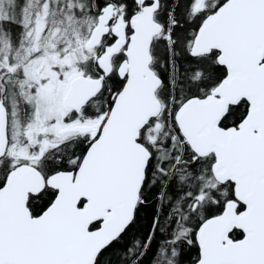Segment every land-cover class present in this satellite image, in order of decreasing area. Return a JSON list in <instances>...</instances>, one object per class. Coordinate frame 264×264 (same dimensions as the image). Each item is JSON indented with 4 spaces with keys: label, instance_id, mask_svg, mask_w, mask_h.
Returning <instances> with one entry per match:
<instances>
[{
    "label": "snow or ice",
    "instance_id": "obj_1",
    "mask_svg": "<svg viewBox=\"0 0 264 264\" xmlns=\"http://www.w3.org/2000/svg\"><path fill=\"white\" fill-rule=\"evenodd\" d=\"M0 264H264V0H0Z\"/></svg>",
    "mask_w": 264,
    "mask_h": 264
}]
</instances>
